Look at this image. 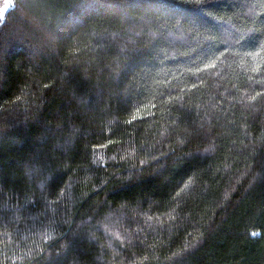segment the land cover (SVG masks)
Instances as JSON below:
<instances>
[{
  "label": "trees",
  "instance_id": "16d2710c",
  "mask_svg": "<svg viewBox=\"0 0 264 264\" xmlns=\"http://www.w3.org/2000/svg\"><path fill=\"white\" fill-rule=\"evenodd\" d=\"M0 264H264V0H0Z\"/></svg>",
  "mask_w": 264,
  "mask_h": 264
},
{
  "label": "snow or ice",
  "instance_id": "6c2138e0",
  "mask_svg": "<svg viewBox=\"0 0 264 264\" xmlns=\"http://www.w3.org/2000/svg\"><path fill=\"white\" fill-rule=\"evenodd\" d=\"M209 15H211V13H209ZM243 38H244L243 36L240 37V39H243ZM213 39H215V38H213ZM222 43L227 44V41H222ZM236 43H239V40H237ZM225 51H227V47L225 48ZM249 54L251 55L252 53H249ZM220 55H223V52H221ZM209 66H215V60H212L210 64L205 65V67H209ZM133 119H136V117L134 116Z\"/></svg>",
  "mask_w": 264,
  "mask_h": 264
}]
</instances>
